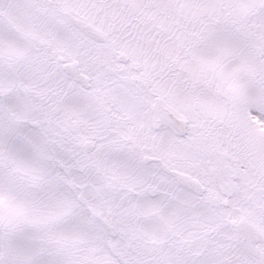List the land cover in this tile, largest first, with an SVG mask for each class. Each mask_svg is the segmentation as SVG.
<instances>
[{
    "label": "snow or ice",
    "instance_id": "obj_1",
    "mask_svg": "<svg viewBox=\"0 0 264 264\" xmlns=\"http://www.w3.org/2000/svg\"><path fill=\"white\" fill-rule=\"evenodd\" d=\"M0 264H264V0H0Z\"/></svg>",
    "mask_w": 264,
    "mask_h": 264
}]
</instances>
